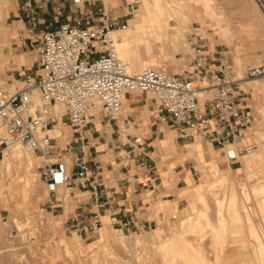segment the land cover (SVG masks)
I'll return each instance as SVG.
<instances>
[{
  "label": "built area",
  "instance_id": "1",
  "mask_svg": "<svg viewBox=\"0 0 264 264\" xmlns=\"http://www.w3.org/2000/svg\"><path fill=\"white\" fill-rule=\"evenodd\" d=\"M254 1L264 17V0ZM70 3L74 7L69 9L74 12L72 24L46 30L41 26L57 23L44 22L39 16L46 0H21L17 6L24 29L22 40L36 58L32 73L18 74L25 76L22 87L13 91L0 87V152L20 145L43 159L39 176L45 200L41 211L61 215L66 191L75 201L73 211L62 222L63 231L91 235L102 225L103 216L120 232L151 230L154 221L139 217L137 213L144 214L140 210H126L119 203L121 192L106 185L110 173L97 161L91 142L97 133L95 121L113 123L119 129L122 97L138 91L151 95L157 103L155 118L173 128L178 138H205L219 149L238 145L255 120L247 91L239 83L255 78L264 81V58L239 74L220 52L206 46L202 33H196L190 42L193 57L186 75L155 67L130 75L114 52L110 31L116 22L111 10L101 0ZM55 108L62 111L60 120L70 131L63 143L58 140L61 136L50 134L58 121ZM121 147H126L122 156L126 167L154 168L152 152L141 137H131L111 149ZM235 159L234 155L228 157ZM167 220L176 222L177 214L170 213Z\"/></svg>",
  "mask_w": 264,
  "mask_h": 264
},
{
  "label": "bare ground",
  "instance_id": "2",
  "mask_svg": "<svg viewBox=\"0 0 264 264\" xmlns=\"http://www.w3.org/2000/svg\"><path fill=\"white\" fill-rule=\"evenodd\" d=\"M130 1L132 6H124L122 8V14H129L135 9V7H138L139 10L134 13L131 19H129L128 25L110 31L114 40V52L120 60L125 62L126 72L130 75H135L147 67L157 68L156 65L150 62V56L154 55L158 61H160L161 56L165 55L167 50L173 49L176 51L177 49L181 50L183 47L182 45L188 46L185 41V33L188 31L189 27L184 20L189 17L193 19V14L200 15L203 25L211 27L214 35L222 36L226 43L229 44L235 40L232 38V35L226 36L225 29L227 25L222 21V12L216 8L212 0ZM248 1L251 10L255 15L253 17H248L247 20L250 23L251 32L255 35L258 33L259 36V32H261L259 27L261 25V27H264V20H262V14L257 10L254 1ZM106 4L107 6L112 7L116 2L115 0H108ZM11 8V3H7V1L5 3H0V53L8 45V37L3 29L4 19L1 20V15H6L7 11ZM197 8L201 10L200 14L196 13L197 11L195 10ZM170 21H174V23L170 24ZM263 33L264 32H262V34ZM263 35L260 34V37ZM258 43L262 48L258 49L257 46L251 47V55L257 58L258 54H260V58H262L264 57V36L260 40L258 39ZM155 47L156 50L154 49ZM13 62L17 65L15 59ZM139 68L142 69L134 73V71ZM248 83L254 88L255 92L264 95V85L260 86L256 80H251ZM1 86L2 85H0V87ZM8 87H10L11 90L13 85L9 86L8 84L7 88ZM17 88L20 87H16L13 90ZM130 93H138V91H132ZM201 95V91H199L198 96ZM125 97L126 95L122 97V103ZM36 101L37 104L40 105V100L38 98ZM122 107L123 104L121 105V108ZM56 111L58 114V121L51 129L50 134L59 138L62 136L60 130V127L63 125V122L60 120V114L62 111L59 108H55V112ZM258 111L261 118L254 121L251 129L248 131V138L257 144L260 141H264V111L260 107H258ZM120 113L121 111H119V114ZM95 122H97V120ZM195 143L197 148L196 151L199 152V156L194 157L193 161L195 165L198 163L204 167L206 166L207 171L204 173L206 179L203 183L202 191L199 190L195 184H192L191 186L189 185L187 188L186 192L190 194L192 201H190L186 208H184V215H182L181 212H178L176 208L173 209V211L180 214V220L178 222L168 221L171 224H164L154 230L151 228L152 232H146V234L143 235L125 236L119 235V230L117 229L108 228V218L102 217L103 223L101 227L97 229L95 236L96 244L94 246L92 243L89 244L92 245L90 246L92 248L91 250H88V252L90 251V255L88 256H90L89 259L92 260V262L96 257H101V251L102 255H111L112 250L109 251V248H111L110 246L112 244L117 243V245L124 246L126 250V246L129 245H135V248L137 246L139 248V246L146 247V245H148L147 248H152V255L151 259L148 258L150 260L149 262L145 261L147 264H255V262L256 264H264L263 235L260 236L261 234H259V232L253 227L251 217L248 213L249 209H243L242 207L244 206L241 202L239 204L237 200L233 182L228 174V172L231 171L230 167L228 166L224 171L220 170L218 163L213 157H210L207 153H203L199 150V142L197 139L195 140ZM261 145L262 144L258 145L257 149H255L254 146H248L245 150L246 153L241 155L238 153L239 149H227L225 151V157L227 159L229 155L237 157L241 162V171L245 175L244 177L251 181L254 179L257 180V183L255 184H248V194L246 190H244L242 200L243 202L248 200L249 195L254 197L256 201L255 207L259 210L264 228V150L259 148ZM24 149L20 145H13L5 148L2 152V161L0 165V193L4 187L8 190L16 191V194L23 196L22 202H26L29 198L32 199L37 176L33 170L35 164L30 154L31 152ZM257 165L259 166L260 173L253 172V169L258 167ZM239 185H242V182ZM247 187H245V189H247ZM66 192L71 198L69 192ZM66 192L63 193V196ZM217 194H221V196H216ZM183 197L188 198L186 195ZM211 198L215 202L214 205H216L214 219L209 213L210 208L208 205V199ZM2 200L3 199L0 198V202H2ZM16 204H18V202ZM196 209H198L196 212L197 217L193 220L192 217ZM167 210L168 209L164 208V213H166ZM244 220L247 224H245V227L243 225ZM51 227L53 228V226ZM227 235H229V237H227ZM226 239L230 240L226 241ZM250 241L253 242V245L251 246L252 248L249 246ZM67 242H69L68 239ZM110 242L113 243L111 244ZM78 243L79 241L77 240L70 242L72 246H77L79 245ZM109 243L110 246L107 247ZM66 244L64 238L61 237L58 240L50 238L49 241L47 240L42 244L38 243L36 245H41L38 250H40L42 255L49 256L53 254V248L58 251V249H61ZM83 248L80 249V251L78 249V252H81V250H85L88 247ZM147 248H142V250L144 252H149V250L147 251ZM71 252H73V250ZM99 261H101L100 264H102V262L104 264L108 259L106 260V258H103V261L102 259Z\"/></svg>",
  "mask_w": 264,
  "mask_h": 264
},
{
  "label": "rangeland",
  "instance_id": "3",
  "mask_svg": "<svg viewBox=\"0 0 264 264\" xmlns=\"http://www.w3.org/2000/svg\"><path fill=\"white\" fill-rule=\"evenodd\" d=\"M6 1L7 3L12 4V8L7 11L6 15H1V18H2L1 20L4 19L3 29L8 37V40H7L8 45L0 53V57H1L0 58V63H1L0 65L1 66L0 85H2L1 87L3 89L7 91H12L16 87L23 86V81L25 79V76L23 75L19 76L18 75L19 73L21 74L24 73V75H27L33 72L34 66H35L33 61L35 60L36 55L27 42H26L27 45L23 46L22 40L17 39L18 34H20V37H21L22 33L18 32L17 30L23 29L22 24L20 22L12 23L13 20H18V19H14L12 17L11 12H13L14 14L16 13L15 11L17 9V6L20 4L21 0H0V3L1 2L5 3ZM101 1L104 4L106 9L111 8L110 9L111 17L116 22L115 24L112 25L111 29H116L121 26L128 25L129 19H131L134 13L139 10L138 7H135V9L131 11L129 14L123 15L122 8L124 6L126 7L129 5L132 6L130 0H115L116 4H114L112 7L107 6L106 2L108 0H101ZM57 2L61 6L63 4L65 6L63 8H61L60 6L61 15L58 17V22L56 23V25H59L61 23H66V22H69L70 24H72V18L74 17V12L70 14L71 15L70 21H67L65 18V16L68 13L67 12L68 10L67 6L69 3L68 0H58ZM212 2L216 6V8L222 12V16H223L222 21H224L226 24L224 22L223 23L228 26V27L226 26V29H225L226 36L232 35L233 36L232 38L235 39L233 42L228 44L225 42L222 36L214 35L213 29L211 27L207 25H203L200 15L193 14L192 15L193 19L189 17L188 19L184 20L188 24V27H189L188 31H186L185 33V41L187 42L188 46L182 45L183 47L181 48V50L177 49L176 51H174L173 49L167 50L166 54L161 56L160 61H158V59L154 55L150 56L149 58L150 62L156 65L157 68L164 69L170 73L183 75V76L186 75L190 67L191 59L193 57V51L191 49L190 42L194 40V35L196 33H202L203 37L206 38V41H205L206 46L210 47L211 49L215 48L216 51L220 52L223 55V57H225L228 60L229 64L234 65L239 70V74L242 73L247 67H252V66L259 64L261 59L264 57L260 58V54H258L257 58L253 57L251 55V49H252L251 47L257 46L258 49L262 48L261 45L258 43V39L260 40L261 38H263L264 33L262 34V32H264V27H261L262 25L259 27V30L261 29L260 30L261 32H259V36H258V33H256L255 35L254 33L251 32L250 23L247 20V18L253 17L255 13L251 10L249 1L248 0H212ZM254 3L259 13H261L255 1ZM195 11H197L196 13H199V14L201 13V10L199 8H197ZM261 17H262V20H264L263 15H261ZM173 23L174 21L173 22L170 21V24H173ZM260 34L263 36L260 37ZM16 44L18 45L20 44V46L18 47V54H20V56H24V62H26L25 64L23 63V64H20L19 66H17L13 62V56L11 57V52L15 54L17 53V51L13 50V47H15ZM154 49L156 50V47ZM240 61L242 64L240 63ZM140 69L142 68L136 69L134 73H136ZM251 80H256V82L260 86L264 85V81L258 78H255V79H245V80L240 81L239 83L241 88L247 91V104L252 109L253 115L255 117L254 121H257L261 118L260 113L258 111V107H260L264 111V95H261L260 93L255 92L254 88L250 85V83H248ZM8 84L9 86L13 85L11 90H10V87L7 88ZM146 96H147V100L151 98V95L149 94H147ZM141 97L144 98L145 96L142 94H138V93H132V94L129 93L126 95V99H128L129 101L139 100V98ZM122 104H123V107L117 119V125L119 126V134H120V135L117 134V136H119L118 139L120 142L125 141L129 135L141 137L142 139L149 137L150 132H151L149 131L150 125L151 123L154 122L158 127L161 125L162 127L161 130L166 135V137H173L175 139L176 144H177L176 139L180 142V144H184V146L181 147L179 153H182L185 151L195 152L194 148L188 149L187 145L191 142H194L196 139L190 140V139L178 138L174 129L169 128L166 125V123L162 121L161 118L156 117V119L154 120L151 116L150 109L147 106L142 107L143 103L137 104L139 107L137 110V114H130L133 117V119H130V122L133 121V124L128 123L127 125H125V121L123 120L125 116L128 114L123 112V108L126 105V103L123 101ZM144 118H147L148 124H145L146 122H144L143 120ZM97 127L100 128L99 125H97ZM154 128H155V125L151 127V129H154ZM106 129L108 133H110L111 128L108 124L106 125ZM121 129L123 132H125V136L120 133ZM60 130L62 132V136L58 140L59 142L63 143L65 141L64 139L66 135L70 131L64 124L60 127ZM248 136L249 134L247 131L245 135L243 136L242 140L240 141V143L238 145H235L236 148L235 146H228L224 149H219V147L214 144L211 148V146L208 144L205 138H202V139L199 138L198 140H200L203 143V145H205V147L207 146V150H208V153L210 154V157H213L215 159V161L218 163V167L220 170L224 171L227 169L228 166L230 167L231 171H229L228 174L231 177L230 179L233 182L237 200L239 204L241 202V204L244 206L242 207L243 209L244 208L249 209L248 213L251 217L252 225L257 230V232L261 234L260 236L263 235L262 237L264 239V228H263V224L261 220V215L259 213V210L255 207L256 201L254 197H251L249 195L248 200L244 202L242 200L244 190H246L248 194V189H249L248 184H255L257 183V180L254 179L251 181L244 177L245 175L241 171V162L240 160H238L237 157H235L236 159L233 161H230L225 157V151L227 149H232V150L239 149L238 153L241 155V154L246 153V151L244 150L245 147L247 148L248 146H251L252 144H254L255 149L258 148V145L262 144L261 147L259 148H262V150H264V141L262 142L260 141L259 142L260 144L259 143L257 144L253 140H250ZM3 150H5V148L2 149V151L0 152V165L2 161L1 158H2ZM240 150L242 151L239 152ZM30 154L35 164L33 170L37 175L36 182L34 184L35 191L33 192L34 195L32 196V199L29 198V200H27L26 202H22L23 196L21 195L19 196V194L15 193L16 191L8 190L6 187H4V189H2L0 193V198L3 199L2 202H0V264H37L38 262H39L38 264H43V263L44 264H100L101 261L99 260L102 259L103 261V258H106V260L108 259V261L104 262V264H147L145 261L147 262L150 261L149 259H151L152 248H147L148 245H146V247L139 246V248L137 245H136L137 246L136 248H135V245H129V246H126L127 247V250H126L124 246H120L119 244L117 245V243L115 242H114L115 244H112L113 242H110L112 245L110 246V243H109L107 247L108 246L111 247L109 248L110 249L109 251L112 250L111 252L113 256L112 254L108 256L102 255V251H101L100 252L101 257L100 256L96 257L95 260H93L92 262V260L89 259L90 256L88 255H90L89 253L90 251L88 252V250H91L92 248L90 247L92 245H89V244L92 243L93 246L96 244L95 236H96L97 230L93 234L88 235V236H85V235L79 236L77 233H74L72 231H63L62 222L70 215V213L73 211V208H74L72 199L68 196L67 192L63 196L62 215H59L58 217L51 216L41 211V204L45 200V192L43 189V184L41 183L40 178H39V171H40V168L43 166L44 162L42 161L41 158L37 157V155H34L32 153ZM110 156L111 154L108 153L106 156L102 157V159L105 161H109L108 159H110ZM152 157L156 160L157 165L160 167L161 166L165 167L166 164H170L172 161H174L173 160L174 158H168V157L162 156L157 150V148H154V153L152 154ZM184 164H185L186 169L188 168L191 169L192 173L191 174L189 173V174L192 178L193 184H195L196 187L202 191L203 183L206 179L204 175V173L207 171L206 166L204 167L203 165H200L198 163L195 165L192 159H190V161H185ZM259 170L260 169L258 166L255 169H253V172L260 173ZM172 175L175 178V180H178L182 176V175L176 176L174 174ZM241 182H242V185H239L241 184ZM186 184H187V181L185 185L182 183H179L178 186L184 187L186 186ZM245 187H247V189H245ZM176 191L177 190L175 188H172L170 190V192L173 195H175ZM182 195H186L188 198L183 197V200L178 202L177 208L179 210L181 209L180 211L182 215H184L185 213L184 208H186V206L192 200H191L190 194L186 192L185 188L179 190L176 197L181 198ZM216 196H221V194H217ZM155 201H156V198L153 200V202H151L152 205L154 204ZM17 202L18 204H16ZM214 204L215 202L213 201L212 198L208 199V205L210 208L209 213L211 214L212 218L215 215L216 205ZM197 211L198 209L195 210V213L192 217L193 220H195L197 217V213H196ZM170 213L177 214L178 220L176 222L180 220V214L176 211L170 210L166 213H160L158 214V220H157L155 228H158V226H162L164 224L165 225L171 224L167 220V216ZM137 215H139V217L141 218H148V219L151 217L154 218L153 212H151L152 216L150 215L149 217L145 213L144 214L137 213ZM56 224L59 225V228H57ZM245 224H246V221L244 220V223H243L244 227H245ZM50 225L53 226L54 229ZM107 225H109L108 219H107ZM108 228L114 229L110 225L108 226ZM152 230L142 231V232L135 233V234L133 233L128 234V233L120 232V231L118 233L119 235H125V236H138V235L146 234V232H152ZM61 237L64 238L67 244L61 249H58V251L57 249L53 248V254L49 256H45L40 253V250H38L39 246L41 245L38 246L36 244L38 243L42 244L46 242L47 240L49 241L50 238L54 240H58ZM227 237H229V235H227ZM67 239L69 242H67ZM74 240L79 241L78 244L80 246L79 245L72 246L70 242ZM228 240L230 239H226V241ZM252 243L253 242L251 241L249 242L250 247L253 245ZM82 246L84 248L86 247L88 248H86L85 250H81L82 253L78 252V249L80 251V249L83 248ZM142 248H147V251L149 250V252H146V251L144 252ZM31 249H32V252H31ZM72 250L73 252H71Z\"/></svg>",
  "mask_w": 264,
  "mask_h": 264
},
{
  "label": "crops",
  "instance_id": "4",
  "mask_svg": "<svg viewBox=\"0 0 264 264\" xmlns=\"http://www.w3.org/2000/svg\"><path fill=\"white\" fill-rule=\"evenodd\" d=\"M58 0H46V5H42V9L40 11V18L44 20V22H49L51 20H56L58 22V17L61 15L60 11V4L57 2ZM68 10L67 15L65 16L67 21H70L71 19V12L69 9H73L74 7L70 3V0H68ZM12 6V4H11ZM65 5L63 4L61 8H63ZM16 13H12V17L14 19L12 23L22 22L19 19V12L15 11ZM23 26V25H22ZM56 23L53 24L51 27H47L45 25L41 26L42 30H46L47 28H54L56 27ZM117 29V28H116ZM18 32H21L17 35L18 40H22V37L24 36V29L17 30ZM23 46H26L27 44L22 40ZM20 44H16L15 47H13V50L17 51V53L11 52V57L13 56V60L17 61V66L20 64H25L24 62V56H20L18 54V47ZM22 46V45H21ZM22 46V47H23ZM18 56V57H17ZM24 72V71H23ZM21 83V82H19ZM144 95V94H142ZM139 98V100H131L129 101L126 99V97L123 99V101L126 103V105L123 108V112H125L126 115L124 120L125 125L130 122V119H133V117L130 114H137L138 105L139 103H143L142 107L147 106L150 109V113L152 118L155 120V112L157 109V103L153 100L151 97L149 100H147V96ZM122 109V108H121ZM121 111V110H120ZM120 115V114H119ZM145 124H148L147 118L143 119ZM147 120V121H146ZM99 121L95 122V131L97 133H94L92 137V145L95 149V153L97 154V161L100 163L101 166H103L105 169H107L110 173L108 183L106 184L109 187L115 188L116 191L121 192V196L119 197V203L124 205L126 210L133 212L140 210L141 212H144L149 217L151 215V212L154 214V218H149V220L154 221L155 226L158 220V214L164 213L163 209L166 208L168 211L173 210L176 208L178 212H181L177 208V204L179 201L183 200V196L181 198H177L178 191L181 189H186L193 184L192 178L190 176L191 169L185 168V161H190L194 157L199 156V152L196 151V143L191 142L187 145L188 149L194 148L195 152L191 151H185L182 153L180 152V149L184 144H180V142L176 139L177 144L175 143V139L173 137H166V135L161 130V125L158 127L154 122L150 125V135L147 138H143L145 145L148 147L147 150L154 153V148H157L159 153L162 156L168 157V158H174L170 164H166V166H158L155 159H153L154 162V168L150 169L149 171H143L139 168H135L134 166H130V168L125 166L126 161L123 159V150L126 147H121L120 150H112L111 146H115L120 143L117 134H119V129H117L116 125L113 123H107L111 131L108 133L106 129V125H103L101 123H98ZM97 125L100 126V128L97 127ZM155 125L154 129H151V127ZM169 128H171L168 124H166ZM118 126V125H117ZM119 127V126H118ZM122 132V133H121ZM121 134L125 136V133L120 131ZM134 137L128 136L125 141L126 142L129 138ZM199 139L198 137H193L190 140ZM208 144L213 146V144L206 140ZM199 142V150L203 153H208L207 146L203 145V143L198 140ZM108 153L111 154L109 161H105L102 159V157L106 156ZM177 155V156H176ZM109 156V155H108ZM194 162V161H193ZM123 167V168H122ZM190 173V174H189ZM179 176L182 175L181 178L178 180H175L173 175ZM187 181L186 186H178L179 183H182L185 185ZM172 188H175L177 191L175 192V195H173L170 190ZM176 197V198H175ZM156 198V201L152 205L151 202ZM72 199V198H71ZM177 199V200H176ZM73 205L75 201L72 199ZM162 209V210H161ZM152 216V215H151ZM107 217V216H103ZM148 219V218H147ZM57 225V228H59V225ZM155 226L152 229H155ZM163 226V225H162ZM160 227V226H158Z\"/></svg>",
  "mask_w": 264,
  "mask_h": 264
}]
</instances>
